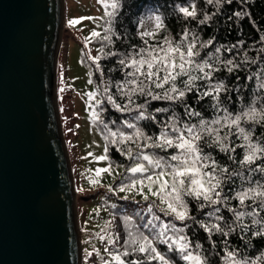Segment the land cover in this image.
Listing matches in <instances>:
<instances>
[{
    "label": "snow or ice",
    "instance_id": "6c2138e0",
    "mask_svg": "<svg viewBox=\"0 0 264 264\" xmlns=\"http://www.w3.org/2000/svg\"><path fill=\"white\" fill-rule=\"evenodd\" d=\"M106 9L105 15L112 17L119 8V0H98ZM223 2L231 4L233 0H206L209 5L219 6ZM111 9V11H108ZM179 12L187 19L196 20L198 24H207L212 15L203 13V18H199L197 6L191 3L188 7H179ZM214 15V13H213ZM236 17H243L244 12H235ZM156 28L163 27V22L159 16L155 17ZM70 25L79 23V20H70ZM106 34L103 39L112 43L111 30L105 29ZM141 38L154 35L153 32H143ZM191 35V39L189 36ZM92 37H100V33L93 31ZM264 41V37H261ZM88 38H86V43ZM145 44L148 42L145 40ZM199 43V48L197 47ZM211 40L201 42L195 33L185 28L181 39L173 42L167 37L164 38L163 45H149L148 47L135 48L127 53L118 52L105 53L107 56H119L117 63L121 69H131L124 72V79L115 85L109 84L104 89V100H97V105L105 101L115 107L117 111H135L133 120H151L159 127V133L149 135L137 126L134 122H124V126L132 129L131 133L117 130L112 131L103 120L100 123L107 133L106 139L111 138L110 143L135 144L137 149L158 148L162 151L173 149V153L166 158L155 154H146L137 151L135 154L131 147L126 151L117 147L118 151L125 154L129 159L136 161L135 166L129 167L127 171L133 174H144L142 179H132L128 185H122L120 191H125L135 187L137 184L146 186L148 192L157 197L164 205L162 212L172 216L174 220L183 223V227L177 228L174 223H160L159 216L152 215V219L145 223L144 227L150 229L149 235L136 229L128 231L124 241L122 252H112L105 248V252L111 257V261L103 260V264H151L158 261L159 264H173V261L158 251L153 241L167 245L169 252H176L183 261H192L193 264H208L207 256L202 251L195 255L189 248L192 241L184 234V229L189 225L186 221H191L203 229L211 240L213 235L218 234L223 237L221 244L223 255L216 251L215 241H211L213 251L220 256L223 264H258L264 261V254L252 260L249 257H241L238 249L231 247L228 237L232 233H239L240 240L245 245L251 243V238H264V133L256 136L255 125L264 127V96H258L256 101L238 112H230L223 106L220 99L221 92L231 91L223 81L213 82V73L221 69L216 67L222 64L228 73H233L240 68V64L234 63L233 59L221 60L216 54L221 52L220 48H215L214 52H209L205 58L200 57V50L208 47ZM166 45V47H165ZM235 47V46H233ZM103 52V48L100 49ZM231 51V48L228 49ZM264 53V49H261ZM177 57L179 62L177 63ZM245 63L255 64L256 60H248L245 53ZM94 62L100 57H93ZM207 69V71H206ZM257 80V91L264 92V70L253 74ZM253 79V76L247 77ZM197 81H205L203 87L197 85ZM91 83V81H89ZM115 87L116 95L111 94V87ZM159 89L160 91H156ZM238 92V89L236 90ZM197 94L196 102L205 97H211L210 107L215 115L211 120L205 119L201 112L197 111L187 102L188 93ZM95 94H89L90 99ZM117 96L125 102L118 103ZM133 97H144V103L137 104ZM149 98L156 100H166L172 103L179 102L184 109L183 118L175 113L166 115V118L157 120L156 113H169L168 108H157L153 112L148 111ZM259 105V106H257ZM94 116L97 114L94 113ZM193 118L196 119L193 122ZM243 125H249L244 127ZM225 129L227 131H225ZM235 137V140L232 139ZM242 141L236 143L235 141ZM205 148L218 150L223 153L231 166L227 163L221 165L212 153L206 152ZM242 149L243 154L238 159L237 149ZM108 151L107 145L105 152ZM98 160H106L108 157L102 155ZM259 161V163H257ZM146 162V164L144 163ZM234 166V167H233ZM111 165L107 168L96 169V174L110 171ZM158 170V171H157ZM247 172V176L244 175ZM259 174L261 179H249L250 176ZM240 179L242 183L235 186V180ZM145 181L148 184L145 185ZM97 181H92L96 183ZM247 185L245 187L244 185ZM225 185H229L231 194L225 192ZM111 190V189H110ZM143 195V192L140 193ZM186 197H190L195 202L197 209L202 213L203 218L197 219L192 215L189 202ZM148 199L147 196L144 197ZM238 202L236 207L232 206V201ZM157 205L150 204L148 211ZM205 209H208L205 211ZM222 209L231 214L230 220H226ZM206 218V219H204ZM248 218L250 223L245 222ZM128 220L129 218H124ZM254 226H258L255 231ZM171 233V235H169ZM251 236L248 237V234ZM99 235V234H97ZM151 237V238H150ZM246 237H248L246 239ZM105 236H100L104 241ZM118 236L113 237L110 233L107 236V243L115 246ZM195 249H202V245L196 243ZM136 253L143 254L142 258L126 260L125 257Z\"/></svg>",
    "mask_w": 264,
    "mask_h": 264
},
{
    "label": "water",
    "instance_id": "95a60500",
    "mask_svg": "<svg viewBox=\"0 0 264 264\" xmlns=\"http://www.w3.org/2000/svg\"><path fill=\"white\" fill-rule=\"evenodd\" d=\"M62 0H0V264H80L55 101Z\"/></svg>",
    "mask_w": 264,
    "mask_h": 264
},
{
    "label": "trees",
    "instance_id": "16d2710c",
    "mask_svg": "<svg viewBox=\"0 0 264 264\" xmlns=\"http://www.w3.org/2000/svg\"><path fill=\"white\" fill-rule=\"evenodd\" d=\"M191 3H195L197 6L199 18H203V13L212 15V19L207 24H198L196 20L185 18L182 13L179 12V7H188ZM111 11V9H108ZM244 12L243 17H236L233 14L235 12ZM214 13V15H213ZM159 16L163 22V27L156 28L155 17ZM185 28L191 30V33H195L201 42L211 40L212 43L200 50V57L197 59L205 58L209 52H214L215 48H220L221 52L216 55L221 60L233 59L234 63L240 64V68L235 70L233 73H228L222 64H217L216 67L221 70L213 73V82L223 81L228 88L231 90L227 94L221 92L220 99L223 106L230 112H238L242 107L252 104L256 101L258 96H264V92L257 91V80L254 77V73L264 70V53L261 49H264V41L261 37H264V0H233L231 4L223 2L219 6L209 5L206 0H119V8L116 10V14L112 17L105 16L101 21L100 27L96 32L100 33V37H93L91 42L95 46V57H100L99 61L94 62L90 60V78L94 87V94L98 100H104L105 92L104 89L109 87V84L115 85L124 79V72L131 71V69H121L117 63L119 56H107L105 53L118 52L121 54L127 53L135 48L148 47L149 45H163L164 38L172 40L174 43L181 39L182 33ZM105 29L111 30L112 43L103 39L106 34ZM153 32L152 36H145L141 38V33ZM191 39V35L189 36ZM148 44H145L144 41ZM235 46V47H233ZM166 47V45H165ZM199 48V43L197 45ZM103 48V52L100 49ZM231 48V51L228 49ZM245 53H247V59L256 60L255 64L245 63ZM177 63L179 57L176 58ZM207 71V69H206ZM253 76V79L249 80L247 77ZM205 81H197V85L203 87ZM238 89V92L236 91ZM156 91H160L157 89ZM111 94L116 95L115 87H111ZM118 103H124L125 101L117 96ZM137 104L144 103V97H133ZM197 94L195 92L188 93L187 102L197 111L201 112L205 119L211 120L214 118V111L210 107L212 100L211 97H205L203 100L196 102ZM148 111L153 112L157 108H168L170 111L167 114L156 113L157 120L166 118V115L175 113L183 118L184 109L179 102L172 103L166 100H156L149 98ZM264 103V100L261 101ZM259 106V105H257ZM96 116L94 122L96 123L99 132L101 133L102 139L105 146L107 145L108 151L105 152L108 157V161L112 165H127L131 159L127 155L122 154L121 151L117 150L119 147L121 150L126 151L128 147H131L133 153L137 151L154 150L160 152L158 148H143L137 149L135 144H118L113 145L110 143L111 138L106 139L107 133L104 130V126L100 123L101 120L112 131L118 129L125 133H131L133 130L128 129L124 126V122H134L137 126L142 128L144 132L149 135L159 133V127L154 124L151 120H140L136 122L133 117L136 115L135 111H117L115 107L108 104L106 101L103 104L96 105ZM196 119L193 118V122ZM249 127V125H243ZM256 136H261L264 133V127L255 125ZM225 131H227L225 129ZM232 139L235 140V137ZM236 143L242 141L236 140ZM206 152H211L214 157L218 160L221 165L228 164L231 166V162L227 160V157L219 152L218 150H212L205 148ZM238 159L242 156L243 150L237 149ZM259 163V161L257 162ZM234 167V166H233ZM244 175H248L244 171ZM249 179H261L259 174L250 176ZM242 183L240 179L235 180V186ZM247 187V185H244ZM225 192L231 194L229 185H225ZM111 201L105 197H101L96 200V204L102 210L104 214L110 220L108 230L113 237L118 236L115 246L109 245L107 239L101 241V246L104 251L100 254L90 253L89 262L90 264H103V260L111 261V257L105 252V248H108L112 252H122L124 241L127 238L128 231H135L139 228L140 232L144 235L150 234V229L145 228V217L139 214V217L135 219L127 214V196H118L113 198ZM189 202V207L192 211V215L196 216L197 219H202V213L197 209L194 201L190 197H186ZM95 202V201H94ZM129 204V203H128ZM131 204V203H130ZM238 202L233 200L232 206L236 207ZM208 209H205L207 211ZM222 212L226 220H230L231 214L226 210L222 209ZM131 213V212H130ZM137 215V214H135ZM141 215V216H140ZM145 215V214H144ZM264 216V212L261 213ZM124 218H129L125 220ZM206 219V218H204ZM177 228L183 227V223L179 220H174ZM246 223H250L248 218H245ZM147 223V222H146ZM189 225L188 228L184 229V234L189 237L192 241V246L189 251L197 253L202 251L203 255L207 256L208 264H223L220 256H217L212 249L211 241H215L217 248L216 251H220V255H223V245L221 241L223 237L218 234L213 235L211 240L208 238V234L193 224L191 221H186ZM112 226V229L110 228ZM258 226L252 228L256 230ZM171 235V233H169ZM251 233L248 234V237ZM246 237V239L248 238ZM151 238V237H150ZM228 240L231 247L238 249L241 257H249L252 260H256L264 254V238L254 237L251 238V243L245 245L243 240H240L239 233H232ZM199 243L202 245V249H195L194 245ZM157 247L162 250L167 257H169L174 264H189L188 261H183L176 252H169L167 245L155 241ZM143 254L136 253L125 257L124 259H138L142 258ZM115 264V262H112ZM151 264H159L157 261L151 262ZM258 264H264V261H258Z\"/></svg>",
    "mask_w": 264,
    "mask_h": 264
},
{
    "label": "rangeland",
    "instance_id": "374dc122",
    "mask_svg": "<svg viewBox=\"0 0 264 264\" xmlns=\"http://www.w3.org/2000/svg\"><path fill=\"white\" fill-rule=\"evenodd\" d=\"M62 6L61 37L54 68L55 101L74 192L80 240V264H90L88 260L90 253L101 254L104 251L100 245V236H105L106 240L110 233L108 226L112 224L96 204V200L101 197L113 201L115 197L127 196V214L134 219L142 213L147 222L155 214L160 217L157 224L171 222L176 225V223L172 216L160 210L164 205L148 192L146 186L137 184L131 189L119 190L122 185L130 184L132 179L143 178L144 174L127 171L129 167L135 166L136 161L131 160L127 165H112L108 159L103 161L97 159L106 153L101 133L94 122L93 114L96 113L98 98L95 95L91 99L89 97V94L94 93L93 84L89 82L91 81L90 60L95 57L96 51L91 42L93 38L91 33L100 27L101 21L106 16V9L98 0H62ZM70 20H79V23L70 25L68 23ZM86 38H88L87 43ZM143 152L166 158L173 153V149ZM109 165H111L110 171L96 174V169L107 168ZM92 181L97 182L92 183ZM147 184L148 181H145V185ZM141 191L143 195L140 194ZM145 196L148 199H145ZM153 203L157 207H153L150 213L148 209ZM110 228L112 229V226ZM153 243L157 247L155 241ZM157 249L166 256L162 250L158 247ZM188 263L193 264L192 261Z\"/></svg>",
    "mask_w": 264,
    "mask_h": 264
}]
</instances>
